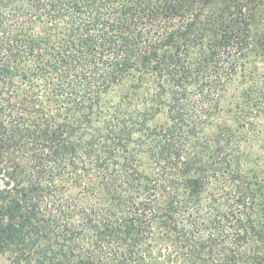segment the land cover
<instances>
[{"label":"trees","instance_id":"trees-1","mask_svg":"<svg viewBox=\"0 0 264 264\" xmlns=\"http://www.w3.org/2000/svg\"><path fill=\"white\" fill-rule=\"evenodd\" d=\"M0 264H264V0H0Z\"/></svg>","mask_w":264,"mask_h":264}]
</instances>
